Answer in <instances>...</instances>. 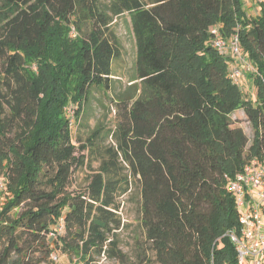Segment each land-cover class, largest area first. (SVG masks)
Returning <instances> with one entry per match:
<instances>
[{"label":"trees","instance_id":"obj_1","mask_svg":"<svg viewBox=\"0 0 264 264\" xmlns=\"http://www.w3.org/2000/svg\"><path fill=\"white\" fill-rule=\"evenodd\" d=\"M260 2L0 0V264H239L230 186L264 163ZM126 14L136 77L117 92ZM235 36L243 60L214 46ZM95 92L116 94L118 122L76 141Z\"/></svg>","mask_w":264,"mask_h":264},{"label":"rangeland","instance_id":"obj_2","mask_svg":"<svg viewBox=\"0 0 264 264\" xmlns=\"http://www.w3.org/2000/svg\"><path fill=\"white\" fill-rule=\"evenodd\" d=\"M105 1V0H103ZM261 2H255L254 0H244V6L247 8L248 12L256 14L259 11ZM116 30L121 38L123 44V57L115 63V72L118 74L116 82V91L125 92L130 88L131 81L136 77L135 72V60H136V46L134 35L130 23L128 14L120 17L116 23ZM246 78H249L248 75ZM246 80V79H245ZM248 82L243 86L244 91H248L252 96L254 92L253 85ZM117 96L115 93H110L109 96L104 95L101 92H95L93 95L85 115L81 121V126H75V140L85 139L89 132L95 128L97 123H103L107 128L114 127L118 122V112H117ZM242 111H237L234 114L236 119H239L242 126L245 128L248 135L253 137L254 128L252 124L243 116ZM252 142V141H251ZM75 177L76 184L78 185L82 179L83 175L80 174ZM124 219L127 221H133L135 223L136 216V206L132 200L126 201L125 207L123 209ZM134 231L129 229L123 232V249L128 252L131 244L133 243ZM54 259L59 262V264H69V261L64 256H54ZM103 264H115L114 262L104 261Z\"/></svg>","mask_w":264,"mask_h":264},{"label":"built area","instance_id":"obj_3","mask_svg":"<svg viewBox=\"0 0 264 264\" xmlns=\"http://www.w3.org/2000/svg\"><path fill=\"white\" fill-rule=\"evenodd\" d=\"M228 44L217 39L214 46L222 54L232 52L233 56L243 60L238 37H233L230 46ZM231 76L239 82L243 74L235 68ZM2 183L0 179V187ZM230 189L241 209L240 231L228 233L236 246L239 264H264V163L254 161L248 164L231 183Z\"/></svg>","mask_w":264,"mask_h":264}]
</instances>
